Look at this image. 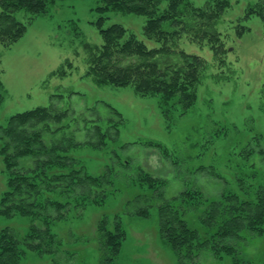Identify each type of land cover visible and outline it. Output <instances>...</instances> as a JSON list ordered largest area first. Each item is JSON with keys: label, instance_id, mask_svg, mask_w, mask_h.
Here are the masks:
<instances>
[{"label": "rangeland", "instance_id": "obj_1", "mask_svg": "<svg viewBox=\"0 0 264 264\" xmlns=\"http://www.w3.org/2000/svg\"><path fill=\"white\" fill-rule=\"evenodd\" d=\"M250 1H233L220 19L227 49L224 65L209 69L195 104L185 113L172 107L165 112L161 94H140L131 85L99 86L86 74L85 43L102 41L99 17H104L103 27L120 23L142 38L145 16L102 12L100 0H60L35 17L24 9L17 12L26 31L10 45L0 44V123L38 105L67 108L69 126L58 134L74 135L73 145L67 144L73 146V162L95 176L110 166L116 178L114 192L104 201H73L64 219L51 225V254L25 249L19 264H99L101 227H112L116 213H121L125 232L116 264H176L175 255L160 241L153 217L129 211L137 194L153 192L163 200L192 191L180 196V207L203 239L214 230L201 221L205 204L197 191L213 198L232 190L254 196L258 182H264V21L258 15L243 17ZM241 25L245 28L239 34ZM179 43L213 60L207 43L185 35ZM61 66L65 72H59ZM108 122H115L118 130L110 127L102 144L92 143L93 133L87 130L91 123ZM146 176L160 179L156 191L149 190ZM8 178L0 156V195ZM36 220L0 216V234L8 227L22 237ZM225 244L234 248L231 254H215L208 247L192 264H234L235 259L264 264V234L242 230Z\"/></svg>", "mask_w": 264, "mask_h": 264}, {"label": "trees", "instance_id": "obj_2", "mask_svg": "<svg viewBox=\"0 0 264 264\" xmlns=\"http://www.w3.org/2000/svg\"><path fill=\"white\" fill-rule=\"evenodd\" d=\"M58 1L0 0V44L8 46L26 31L25 21L17 17L19 10L24 9L35 17ZM100 1L102 5L98 9L102 12L145 16L143 37L139 38L120 23L103 27L104 17H99L96 25L102 41L100 44L85 43L86 74L99 86L131 85L140 94H161L165 112L170 111V107L181 113L189 110L197 100L198 87L209 75V69L224 65L227 49L218 25L236 0ZM251 15H258L264 21V0L248 2L243 17ZM244 28L241 25L238 33ZM183 35L207 43L213 52V60L181 47L179 40ZM59 72H65L63 66ZM260 93L264 95V83ZM67 111L54 103L38 105L17 111L0 123V156L9 172L7 189L0 195V216L12 218L19 214L37 218L22 237L11 228L3 229L0 264H19L25 249L51 254V249L47 248L54 240L50 227L64 219L73 201L97 204L114 192L116 178L112 167L106 166L95 176L73 162L75 157L69 153L73 146L67 144L72 143L74 135L60 137L58 134L69 126V119H65ZM91 124L87 130L93 133L95 141L91 142L97 145L104 142L108 129H115L117 125L115 122H108V126ZM146 177L149 190L156 191L160 179ZM190 192L184 190L177 196L157 200L153 192L143 191L129 203V211L135 216L153 217L160 241L175 255L176 264H192L208 247L215 254H231L234 248L227 246L225 241L242 230L254 236L264 234V182H258L251 198L238 194V190L214 198L204 197L197 191L205 204L201 221L214 230L206 239L188 225L181 211L180 196ZM120 214L116 213L112 227L101 225L99 264H116L115 259L125 240ZM239 261L235 259L234 264H245Z\"/></svg>", "mask_w": 264, "mask_h": 264}]
</instances>
